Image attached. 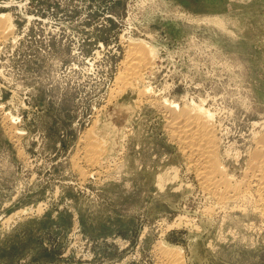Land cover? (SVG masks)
Listing matches in <instances>:
<instances>
[{
    "label": "rangeland",
    "instance_id": "rangeland-1",
    "mask_svg": "<svg viewBox=\"0 0 264 264\" xmlns=\"http://www.w3.org/2000/svg\"><path fill=\"white\" fill-rule=\"evenodd\" d=\"M0 15V264H264V191L242 182L264 138V0H0ZM134 41L152 62L127 84ZM172 110L211 114L239 194L202 184Z\"/></svg>",
    "mask_w": 264,
    "mask_h": 264
},
{
    "label": "bare ground",
    "instance_id": "bare-ground-1",
    "mask_svg": "<svg viewBox=\"0 0 264 264\" xmlns=\"http://www.w3.org/2000/svg\"><path fill=\"white\" fill-rule=\"evenodd\" d=\"M3 15H0V16H3ZM5 29H7L5 24L2 23L1 25V21H0V34ZM128 48H129L128 56H127L125 65L127 66L126 68L130 70L129 72H127V74H130V75L126 77L127 79L125 80V83L127 84H129L128 80L131 78L133 80H139L141 77V73H140L141 70L145 69L147 66H150L152 62L151 58L149 57L151 54L149 53V51H147L143 42L134 41L131 43V45ZM168 103L169 102H165L166 106H168ZM170 105L172 104L169 103V106ZM179 111L180 112L178 114L177 112L173 111V114H174L173 118L172 120H170V124L168 125L171 128H175L171 132L173 133L172 135H174L173 136L174 138L176 137L178 139L179 137L183 136V139L181 142L184 145L183 147H185V149L189 151L190 158H194L199 163L197 173H198V176L203 179V181H201L202 184H204V186H207V187L210 186L213 189H215L216 187L220 185L221 186L223 185L222 187H225L224 191L227 190L226 193L234 192L232 195L239 194L238 187L236 186L233 187L232 185L228 186L227 180L229 178L228 179L225 178V176L223 175L225 173L222 172L221 166L218 165L217 163L218 162L217 155H216L217 150H216V146L214 143V134H213L211 123L209 121V119H211L209 117L211 114H208V112H206L205 110H200V111L198 110L199 112L197 111V113L195 114L182 111V110H179ZM121 118L119 119V121L121 120ZM122 122H123V118H122ZM16 131L15 133H17ZM92 133L88 132V135H86L88 136L87 137L88 142L87 144L85 142L86 146L84 147L85 149L84 150V160L89 166L90 165L94 166V165H98V163H101L100 155L103 153V148H102L103 145L101 144L100 139H96L95 137L97 136L91 135ZM261 136L263 135L261 134ZM257 143L258 144L255 148L256 151L254 155L251 157V161L249 163L250 164L249 167L252 168L251 175H249V178L248 177L244 178L245 181H242V182L243 184L252 185V186L254 185L258 189H262V191H264V138H262L261 142L258 141ZM236 185L238 186L239 184L237 183ZM219 192H221V190ZM231 193H230V196H232ZM259 201L264 209V194L260 195ZM170 253H172V251Z\"/></svg>",
    "mask_w": 264,
    "mask_h": 264
}]
</instances>
